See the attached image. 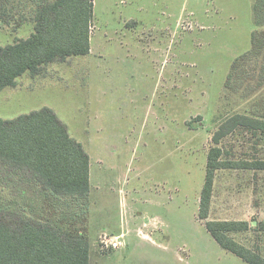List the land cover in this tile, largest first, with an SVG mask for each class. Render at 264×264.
Segmentation results:
<instances>
[{
  "label": "rangeland",
  "instance_id": "1",
  "mask_svg": "<svg viewBox=\"0 0 264 264\" xmlns=\"http://www.w3.org/2000/svg\"><path fill=\"white\" fill-rule=\"evenodd\" d=\"M253 4L94 0L89 55L26 73L0 92L1 119L50 108L91 157L90 264H246L198 214L213 133L235 114L251 115L264 94V30L252 48ZM33 32L0 27V48ZM223 146L228 158L264 159V139L249 133ZM17 174L3 173L10 189L2 198L34 194ZM211 218L264 221V172H218ZM121 223L124 247L103 251L100 239ZM236 239L264 255V233Z\"/></svg>",
  "mask_w": 264,
  "mask_h": 264
},
{
  "label": "trees",
  "instance_id": "2",
  "mask_svg": "<svg viewBox=\"0 0 264 264\" xmlns=\"http://www.w3.org/2000/svg\"><path fill=\"white\" fill-rule=\"evenodd\" d=\"M94 8V0H0V27L34 26L27 39L0 48V92L15 87L26 73L38 75L58 61L89 55ZM253 22L252 48L264 30V0H254ZM260 107L264 94L251 115L235 114L213 133L198 214L214 241L246 264H264V255L236 236L264 233V221L252 227L247 221L214 220L211 210L218 172H264V159L228 158L223 146L239 132L264 139ZM0 170V264H90L91 160L52 109L0 118ZM5 172L23 173L34 194L3 199L9 188L3 186Z\"/></svg>",
  "mask_w": 264,
  "mask_h": 264
},
{
  "label": "built area",
  "instance_id": "3",
  "mask_svg": "<svg viewBox=\"0 0 264 264\" xmlns=\"http://www.w3.org/2000/svg\"><path fill=\"white\" fill-rule=\"evenodd\" d=\"M124 235L121 236H103L100 239L101 248L103 251H113V250H120L124 247Z\"/></svg>",
  "mask_w": 264,
  "mask_h": 264
},
{
  "label": "crops",
  "instance_id": "4",
  "mask_svg": "<svg viewBox=\"0 0 264 264\" xmlns=\"http://www.w3.org/2000/svg\"><path fill=\"white\" fill-rule=\"evenodd\" d=\"M90 160H91V157H90ZM90 181H92V160H91V175H90ZM91 191H92V183H91ZM121 221H122V219H121ZM143 226H148L147 225V219H146V222L143 224ZM143 226H139L138 227V235L141 237V238H143L144 240L147 238V237H150L149 236V234L147 233V231H149V230H147V231H145L147 228H145V227H143ZM124 227L125 226H123V224L121 223V226H120V228H117V229H115L116 231H115V233L116 234H114L113 236H115V237H117V236H121V235H124V237L126 236V233H128V232H126V227H125V229H124ZM149 227V226H148ZM145 228V229H144ZM149 228H151V227H149ZM148 228V229H149Z\"/></svg>",
  "mask_w": 264,
  "mask_h": 264
}]
</instances>
